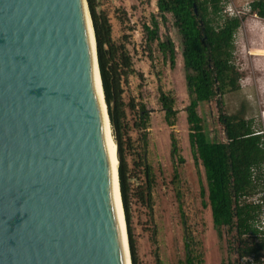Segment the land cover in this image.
<instances>
[{"label": "water", "instance_id": "1", "mask_svg": "<svg viewBox=\"0 0 264 264\" xmlns=\"http://www.w3.org/2000/svg\"><path fill=\"white\" fill-rule=\"evenodd\" d=\"M87 16L95 42L86 0H0V264H126Z\"/></svg>", "mask_w": 264, "mask_h": 264}, {"label": "rangeland", "instance_id": "2", "mask_svg": "<svg viewBox=\"0 0 264 264\" xmlns=\"http://www.w3.org/2000/svg\"><path fill=\"white\" fill-rule=\"evenodd\" d=\"M96 1L97 9L110 21L112 40L125 45L133 69L126 80L121 78L123 102L117 128L130 184V222L125 221L130 259L133 250L135 264H184L188 250L193 264H197L199 256L202 264L228 263L235 256L227 250L225 237L220 239L213 227L206 195L200 194L201 185L205 186L203 170L195 165L188 142L184 109L189 99L181 39L172 19L167 16L164 23L158 20V34L160 39L169 37L174 44L173 67L158 49L157 42L149 50L145 39L143 24H148L152 15L158 18L156 0ZM251 1L224 0V8L244 16V20L234 35L233 60L240 73V87L223 95V110L228 114L240 111L251 118L253 126L261 130L264 137V18L249 12ZM159 89L174 97L177 112L172 126L165 122ZM141 105L148 111L146 130L139 128ZM197 110L209 137L224 141L222 126L217 121L216 97L199 103ZM110 129L115 141L111 123ZM172 138L183 158V162H179L176 154L173 155L177 163L175 179ZM145 165L149 166L148 176ZM262 170L264 174V168ZM148 182L151 206L147 199ZM178 201L182 205L181 212ZM259 219L262 220L259 225H264L263 214Z\"/></svg>", "mask_w": 264, "mask_h": 264}, {"label": "trees", "instance_id": "3", "mask_svg": "<svg viewBox=\"0 0 264 264\" xmlns=\"http://www.w3.org/2000/svg\"><path fill=\"white\" fill-rule=\"evenodd\" d=\"M86 3L95 37L104 101L118 144L119 189L125 221L129 224V174L117 128L123 102L121 78L126 80L133 69L125 45L117 44L111 38V24L107 15L97 9L96 0H86ZM156 7L158 18L152 15L150 22L143 24L145 39L149 50L157 42L158 49L173 67L174 44L169 37L160 39L158 20L164 23L169 16L180 35L189 99L184 109L188 142L193 161L195 165L202 167L205 179V186L201 185L200 194L202 197L206 195L212 224L219 238L225 237L227 250L235 256L233 260L222 264H264V225L257 223L261 212L257 192L262 189L264 193L263 133L253 126L251 118H246L240 111L228 114L223 110V95L240 87V73L233 60L234 35L244 16L227 15L224 12V0H156ZM249 12L264 18V0L251 1ZM215 97L217 121L222 126L224 141L209 137L197 110L199 103ZM174 101L170 93L159 89V102L168 126L174 124L177 112ZM138 117L139 128L146 130L148 111L143 105L139 107ZM171 142L175 179L177 163L173 155L176 154L179 162H183V158L179 155L176 141L172 138ZM145 173L147 176L150 173L148 165H145ZM146 188L151 206L150 182ZM180 203L178 208L181 212ZM128 235L130 236L129 230ZM190 253L188 251L186 255L189 256ZM201 260L199 256L197 264H202ZM131 263L135 264L133 250Z\"/></svg>", "mask_w": 264, "mask_h": 264}, {"label": "bare ground", "instance_id": "4", "mask_svg": "<svg viewBox=\"0 0 264 264\" xmlns=\"http://www.w3.org/2000/svg\"><path fill=\"white\" fill-rule=\"evenodd\" d=\"M86 21H87V25H88V30H89V34H90V38H91V42H92L93 54H94V51H95V42H94L92 28H91V25H90V21H89L88 16L86 18ZM94 60H95V54H94ZM95 66H96V60H95ZM96 72H97V77H98V80H99L97 66H96ZM99 84H100V87H101L100 80H99ZM101 91H102V87H101ZM102 95H103V93H102ZM108 125H109V136H110V144H111L113 168H114V175H115V182H116V190H117L120 224H121V231H122V238H123V246H124V253H125V261H126V264H130L129 263V253H128L129 250H128V246H127V237H126V234H125V223H124V219H123V215H122L123 213H122L120 193H119V187H118V179H117V172H116V170H117V162H118L117 161V158H116V154H115L116 145H115V141H114V139L112 137V134H111L109 118H108Z\"/></svg>", "mask_w": 264, "mask_h": 264}, {"label": "flooded vegetation", "instance_id": "5", "mask_svg": "<svg viewBox=\"0 0 264 264\" xmlns=\"http://www.w3.org/2000/svg\"><path fill=\"white\" fill-rule=\"evenodd\" d=\"M263 176H264V174H263ZM179 198L180 197H178V199ZM178 202H180V201H178ZM257 202H259V204L261 205V212L258 216V221H257V223L259 224L260 222H262V220H260L259 217H261L262 214L264 215V193L261 190H260V192H257ZM185 242H187V241H185ZM186 252H188V250ZM189 258H190V255L189 256L186 255L184 264H193V260L189 259Z\"/></svg>", "mask_w": 264, "mask_h": 264}, {"label": "built area", "instance_id": "6", "mask_svg": "<svg viewBox=\"0 0 264 264\" xmlns=\"http://www.w3.org/2000/svg\"><path fill=\"white\" fill-rule=\"evenodd\" d=\"M224 12L227 14V15H229V16H234V15H236V13L234 12V11H232L231 9L229 10V9H227V8H224Z\"/></svg>", "mask_w": 264, "mask_h": 264}]
</instances>
